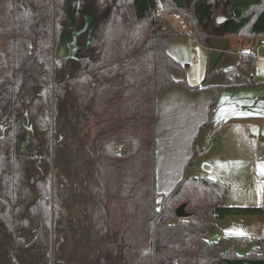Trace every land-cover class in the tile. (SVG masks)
Wrapping results in <instances>:
<instances>
[{
    "label": "trees",
    "instance_id": "obj_1",
    "mask_svg": "<svg viewBox=\"0 0 264 264\" xmlns=\"http://www.w3.org/2000/svg\"><path fill=\"white\" fill-rule=\"evenodd\" d=\"M186 28L205 47L239 38L241 68H255L264 0H0V264H264L262 239L209 241L228 216L264 217L226 206V184L185 179L158 204V97L185 73L167 42ZM76 31L80 54L60 56ZM216 75L209 65L203 85Z\"/></svg>",
    "mask_w": 264,
    "mask_h": 264
},
{
    "label": "crops",
    "instance_id": "obj_2",
    "mask_svg": "<svg viewBox=\"0 0 264 264\" xmlns=\"http://www.w3.org/2000/svg\"><path fill=\"white\" fill-rule=\"evenodd\" d=\"M246 48L248 47H244L239 38H217L213 40L210 47H205L196 41L192 33L168 40L169 55L185 68V73L174 72L173 77L176 83L158 97L155 137L157 146L161 147L160 143L164 142L163 156L169 155L172 163L186 155H188L186 158L188 161L193 154L194 151L190 153L188 150L185 151L186 154H181L183 150H180V145H184L186 141L180 143L179 141L191 138L208 121L209 108L214 97V91L210 87L220 88L211 121L222 126L226 138H232L236 143L242 135L240 128H237L240 124L246 126L250 136L254 138L259 135L264 136V48H256L255 68L243 70L241 68L242 53ZM209 65L216 68L217 75L204 86L203 81ZM253 77H255V83H253ZM185 79L189 85L202 86V89L190 92L179 84ZM197 134L195 133L194 139ZM263 154L264 152L261 155ZM257 160L258 157L256 162ZM158 167L157 164V185L159 186ZM169 169L173 168L163 169L164 187L173 185L172 172ZM219 221L224 224L223 230L226 231L223 233L224 238H252L253 242L249 249L257 246L258 239L264 240V236L259 234L264 231V221L253 223L250 220L252 227L250 225L248 232L236 229L239 222H242L239 216H228ZM234 222L236 226L234 225L233 229L236 230L232 233L227 232L233 227Z\"/></svg>",
    "mask_w": 264,
    "mask_h": 264
},
{
    "label": "rangeland",
    "instance_id": "obj_3",
    "mask_svg": "<svg viewBox=\"0 0 264 264\" xmlns=\"http://www.w3.org/2000/svg\"><path fill=\"white\" fill-rule=\"evenodd\" d=\"M90 15V13H89ZM97 18L90 15L89 24L87 28L97 25ZM83 32L69 33L63 42V48L60 56H69L70 58H77L80 54V46L83 44ZM240 128L242 135L241 138L234 142V139H228L223 134V128L216 122H210L207 127L196 131V140L194 139L195 133L191 138L181 139L180 142H185L180 145L181 154H186L188 150L190 153L195 149L201 153L193 167L186 170L187 156L182 159L177 158L172 163L167 155L163 156V146H157V164L159 169V192L158 204L169 195L176 187L177 183L182 180L201 179L207 178L214 181L226 184L228 193L225 199V205L228 207H263L264 206V136L254 138L248 133L245 125L237 127ZM248 133V134H247ZM253 134V131H251ZM156 139V137H155ZM194 141V143H193ZM194 145V146H193ZM230 146V148H228ZM175 147V146H174ZM26 150H30V146H26ZM172 153V152H171ZM189 153V154H190ZM37 155V154H36ZM256 157L258 160L256 162ZM181 158V156H180ZM261 158V159H260ZM263 158V159H262ZM169 169L172 172L173 185L163 186V169ZM242 216V215H241ZM239 219V225L233 223V227L229 229V233L238 229L240 231L248 232L250 230V220L255 222L264 221V217H248L243 216ZM248 219V220H247ZM236 226V229L234 228ZM223 222L218 221L214 229L209 235V241L219 242L223 237ZM252 227V225H251ZM264 236V231L260 232Z\"/></svg>",
    "mask_w": 264,
    "mask_h": 264
},
{
    "label": "water",
    "instance_id": "obj_4",
    "mask_svg": "<svg viewBox=\"0 0 264 264\" xmlns=\"http://www.w3.org/2000/svg\"><path fill=\"white\" fill-rule=\"evenodd\" d=\"M221 22H223V21H221ZM26 116L28 117V113L27 112H26ZM28 123H29L28 133H27V136H26V140L23 143L22 149H25V147L29 144L30 138H31V134L33 133V125L29 122V119H28ZM176 215H177L178 218H181V219H185V218H188L190 216L185 210V205H181L176 210Z\"/></svg>",
    "mask_w": 264,
    "mask_h": 264
},
{
    "label": "built area",
    "instance_id": "obj_5",
    "mask_svg": "<svg viewBox=\"0 0 264 264\" xmlns=\"http://www.w3.org/2000/svg\"><path fill=\"white\" fill-rule=\"evenodd\" d=\"M157 13H158V16H160V17H166V18H168V19H172V20L176 21L178 24H181V25L184 26V24H183V20L176 18L174 15H166V14H164L160 9L157 10ZM185 32H186L187 34H191V31H190L189 29H187V28L185 29ZM257 47H262V48H264V38H261V39H259V40L257 41ZM251 51H252V50H251L250 47H248V48L245 49V52H246V53H251Z\"/></svg>",
    "mask_w": 264,
    "mask_h": 264
},
{
    "label": "flooded vegetation",
    "instance_id": "obj_6",
    "mask_svg": "<svg viewBox=\"0 0 264 264\" xmlns=\"http://www.w3.org/2000/svg\"><path fill=\"white\" fill-rule=\"evenodd\" d=\"M89 18H90V15L88 16H86V18H85V22H84V24H85V28L86 29H88L87 27H88V24H89ZM77 32V31H76ZM25 116H26V113H25ZM28 119H29V117H27L26 116V121H25V127H26V130H27V133H28V126H29V123H28ZM29 122H30V119H29ZM31 123V122H30ZM32 124V123H31ZM33 125V124H32ZM27 133H26V136H27ZM33 134V133H32ZM31 134V135H32ZM31 139V138H30ZM25 140H26V137H25V139H24V141L22 142V145H21V150H22V152H24V151H26V149H22V147H23V143L25 142ZM28 146H30V142H29V144H28ZM26 148V147H25ZM37 153H36V151L34 152V157L35 158H39V160H41L40 159V157H38L37 155H36Z\"/></svg>",
    "mask_w": 264,
    "mask_h": 264
}]
</instances>
